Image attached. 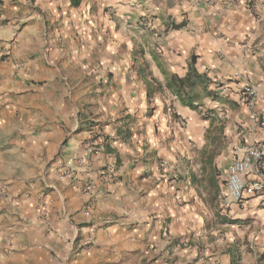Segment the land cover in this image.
<instances>
[{
	"label": "crops",
	"instance_id": "0c3cea01",
	"mask_svg": "<svg viewBox=\"0 0 264 264\" xmlns=\"http://www.w3.org/2000/svg\"><path fill=\"white\" fill-rule=\"evenodd\" d=\"M100 18L112 30L103 59ZM142 64L187 116H224L217 137L198 136L202 161H159L150 188L138 182L157 165L119 182L102 141L130 139L118 117L129 122L135 88L149 99ZM191 69L196 109L168 89ZM253 147L264 153V0H0V264H264V193L236 205L226 191L231 162Z\"/></svg>",
	"mask_w": 264,
	"mask_h": 264
},
{
	"label": "rangeland",
	"instance_id": "374dc122",
	"mask_svg": "<svg viewBox=\"0 0 264 264\" xmlns=\"http://www.w3.org/2000/svg\"><path fill=\"white\" fill-rule=\"evenodd\" d=\"M99 20V45L101 51L99 57L103 59L105 57L103 52L112 44V38L110 36L112 30L110 24L103 21V18ZM86 24L87 23H85V28L87 26ZM88 39L89 38L85 37V40ZM86 59L88 58L85 55V62L88 61ZM105 76H107V74H105ZM101 89H104L102 85ZM135 89L136 93L133 95L132 102L129 104L131 106V118L129 122H123V116H125V114H120L118 117V119H121V124H119L120 128L126 129V127H129L132 129L130 139L127 140L129 137L126 135V132H124L125 130H123L120 134L121 136H117V139H113L111 135H105L102 136L104 137L102 141L107 144V141L110 139L107 144L108 146L114 143L113 149H115L117 165L120 167V170H118L120 174L115 177L119 179V182H121L128 173L133 175L143 173V167L147 162H150L152 167L157 165L158 167L155 172L151 170V175L146 178V181H137L138 185H144L150 188L155 185L156 178L153 173L159 175V173L162 174L166 171V168H162L159 165V161H202V151L198 150V136H201L203 130L208 127L210 130L208 134L209 137H212L213 133L214 137H217L219 132L218 128L223 122L224 116L223 112L220 111L218 113L212 112L214 114H209L211 112H204V110H199L196 113L197 115L192 114L187 116V114L183 113L178 104L170 100L168 93H159L157 91L150 100L141 97L139 89ZM101 97H103V94ZM146 111H149V114H146ZM210 120L212 121V126ZM100 123V125L103 126L106 125L108 121L103 123L102 120H100ZM213 126L215 129L211 130ZM123 135H125V137ZM172 145L174 150H172ZM105 148L107 149L106 145ZM152 167L151 169L154 170ZM107 168L108 167L101 169V171L105 173L101 177H109L112 175V179H115V171L112 172L111 170L113 169H110V172H108L109 170ZM173 172L175 171L168 168V173ZM198 189L202 190L205 194V197L200 196V199L213 207V209H216V199L212 197V189L209 190V196L202 185L198 184ZM212 237H215L214 240L218 239L214 235H212Z\"/></svg>",
	"mask_w": 264,
	"mask_h": 264
},
{
	"label": "built area",
	"instance_id": "2783aa9c",
	"mask_svg": "<svg viewBox=\"0 0 264 264\" xmlns=\"http://www.w3.org/2000/svg\"><path fill=\"white\" fill-rule=\"evenodd\" d=\"M242 100L251 110L258 103L257 89L248 81L243 85ZM80 162L82 161L79 158L68 160L62 167L65 177L72 178ZM87 188H92L91 184L88 183ZM226 191L230 202L236 205L243 202L247 192L264 193V153L260 148H249L244 155L236 157L231 162L226 180Z\"/></svg>",
	"mask_w": 264,
	"mask_h": 264
},
{
	"label": "trees",
	"instance_id": "16d2710c",
	"mask_svg": "<svg viewBox=\"0 0 264 264\" xmlns=\"http://www.w3.org/2000/svg\"><path fill=\"white\" fill-rule=\"evenodd\" d=\"M84 0H70L71 2V6L73 8H79ZM139 53L140 52H134L133 54V58H134V62L136 64L141 62V59L139 58ZM139 56V57H138ZM195 62V60H193V63ZM146 66L145 64L140 65L139 69H138V74L139 77L144 81L145 86L147 88V95L149 97V99H151L155 92L158 91V88H161V85H159V83L157 82V80L155 78H153L152 76H150V74L146 73ZM191 71L193 72V74L195 75L194 80H191L190 78H185V79H180V78H176L173 80V82L171 84L168 85V89L171 90L174 94H176L179 98H180V102L182 105L187 106L191 109H196V105H195V98L196 97V89L202 84V81L200 80V77L198 76V74L195 72L194 69H191ZM148 76H150L148 79ZM122 131L119 133L121 134ZM121 136V135H119ZM125 137V135H123Z\"/></svg>",
	"mask_w": 264,
	"mask_h": 264
}]
</instances>
